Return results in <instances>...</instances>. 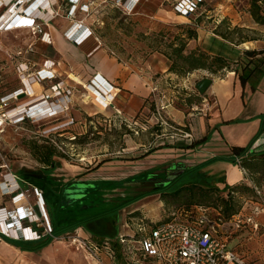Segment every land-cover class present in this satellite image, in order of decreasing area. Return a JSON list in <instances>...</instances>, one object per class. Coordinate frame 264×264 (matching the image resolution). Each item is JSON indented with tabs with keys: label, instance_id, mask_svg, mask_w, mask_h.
<instances>
[{
	"label": "rangeland",
	"instance_id": "374dc122",
	"mask_svg": "<svg viewBox=\"0 0 264 264\" xmlns=\"http://www.w3.org/2000/svg\"><path fill=\"white\" fill-rule=\"evenodd\" d=\"M172 1L174 0H139L134 3V0H129V4H126V0H80L75 2L74 7L67 4L66 0H57L55 5L59 15L50 22L41 23V32H34L30 27L0 31V95L10 93L11 97L14 91L23 87L22 78H30L36 70L48 68L52 62L56 75L52 80H62L72 89L68 109L57 115L38 122L9 117L0 132V151L8 163V168H0V174L7 171L19 174L22 169L41 168L42 163L31 150L34 143L52 145L62 154L53 157L54 167L51 173L63 182L72 179L76 182L93 181L91 186L105 185L104 182L95 181L129 179L140 176L139 173L142 171L153 169H156L154 173L158 180L161 177L158 167L170 169L175 162L170 160L175 157L168 155L173 152L162 151L160 150L162 147H157L167 142L157 144L160 141L156 136L159 127L150 126L154 121L151 120V112L155 108V103L158 106L165 105L163 114L170 123L178 127L180 124H177L174 116L170 118L167 109L175 110L176 113L180 111L202 113L203 93H198L195 83L206 76H222L229 71L228 69L216 74L197 69L184 76H173L171 80L162 78L158 70L153 74V78H157V83L149 86L155 85L156 88L150 90L148 109L136 117V124L129 126L120 123L119 118L118 120L112 118L111 109L99 110L92 102L85 103L83 99L88 93L87 90L75 83L71 76H78L84 83H88L93 76L90 68L94 67V64L85 54L95 45H99V56L116 58L118 61L127 60L139 68L147 59L160 62L157 56L151 54L154 51L165 53L168 50L167 44L177 43L179 38L186 39L187 50H212L214 45L215 48L219 47L223 52L230 53L232 46L228 41L236 43L242 40L241 38L253 35L246 32L249 28L245 26L241 28L242 30L232 26L230 20L236 17V12L223 0H206L199 11L188 17L178 16L172 9ZM216 1H219L218 4L213 5ZM81 3L86 6L80 8ZM259 5L264 13V3L259 2ZM74 22L90 32L88 38L76 45L69 41L64 33ZM188 33H194V36L189 38ZM164 57L169 64L167 57L165 55ZM229 63L231 66L234 64L231 60ZM182 78H185V83H182ZM46 82L43 83L45 87L49 85L50 80ZM41 88L37 83L32 84L33 93H40ZM188 97L192 99L190 104L187 103ZM32 98L25 94L18 95L16 99L11 97L4 108L11 111L16 105L26 104ZM114 101L118 102V99L114 98ZM193 105H196L197 109L192 110ZM68 117L73 118L72 124L65 123ZM146 125L149 127L143 129L142 126ZM187 127L186 123L184 128L188 129ZM73 135L75 137L70 139ZM170 140V144L173 145L183 141L178 137ZM154 147L157 148L149 153L150 156L145 154L137 157ZM172 174L174 175V172ZM149 186L147 182L133 180L123 182L116 188L109 186L108 189L104 186L96 191H88L81 204L90 205L88 213H92L100 210L102 201L99 199H104L105 196L107 198L116 197L118 194L122 197L129 196ZM243 196L255 200L252 191L243 193ZM3 198L4 196H0V206L4 203ZM33 200L34 198L31 201ZM242 201L240 194H237L234 207L237 209ZM215 204L216 199L212 198L206 206L215 207ZM180 205H186L183 197L177 200L167 197L163 200L158 193L144 196L119 211L117 216L119 232L132 234L131 227L124 219L131 211L135 214L142 212L153 219H158L164 217L163 208ZM246 207L247 212L252 210V207L249 208L247 205ZM255 218L258 222L257 231L236 232L238 235L233 234L229 246L241 252L251 264H264V205ZM122 223H125L127 228L122 227ZM64 245L62 246L65 256L75 255L72 253L74 247Z\"/></svg>",
	"mask_w": 264,
	"mask_h": 264
},
{
	"label": "built area",
	"instance_id": "2783aa9c",
	"mask_svg": "<svg viewBox=\"0 0 264 264\" xmlns=\"http://www.w3.org/2000/svg\"><path fill=\"white\" fill-rule=\"evenodd\" d=\"M77 1L80 0H66L67 4L74 7ZM137 1L139 0H134V3ZM201 1L203 0H174L171 2V6L179 15L188 17L197 12ZM56 2L57 0H0V31L30 27L34 32H41V23L50 22L59 15L55 5ZM122 4L125 6V2ZM81 6L86 5L81 3L79 7L81 8ZM13 7L16 15L22 14L24 20L17 22V19L12 18L8 22L7 18H4L8 13L12 14ZM81 29L84 33L78 38L71 37L65 31L66 38L70 39L69 41L75 45L79 44V42L90 36L88 29L85 30L83 27ZM42 33L48 36L47 33ZM52 64L48 68L42 67L36 70L30 78H22L23 87L17 89L18 91H14L11 97L16 99L25 90V95L33 97L27 102L29 104L26 103L29 106L28 108L40 103L46 106H58L56 109L58 111L47 116L43 112V108L39 107L33 113L26 111L24 114V112L17 111L19 105H16L10 111V109L4 108L11 98L10 93L1 94L0 132L9 117L38 122L68 109L72 89L62 80H52L56 77L55 67ZM49 80V85L45 87L43 83H47L46 81ZM26 82L30 84L29 88L26 86ZM34 83L42 87L40 93H33L32 84ZM88 84L96 87L102 94L103 108L111 109L114 107L113 101L116 88L110 81L99 75V73H95L89 79ZM155 88V85H153L150 90L153 91ZM202 102L203 105H209L210 103L207 98H203ZM164 108L165 105L158 106L155 103V108L151 112V120L154 121L150 123L152 124L150 126L159 127V133L156 136L178 137L182 140L193 139L192 132L185 129V125L175 127L166 119L163 114ZM191 108L192 110L197 109V106L193 105ZM114 110L117 114L119 113L118 109ZM20 113L21 115H19ZM130 120L119 118L120 123L123 122L128 126L137 122L135 119ZM73 122L72 117L65 119L66 124H72ZM147 122L152 121L147 120ZM148 127L149 125L142 126L143 129ZM74 137L75 135L70 139ZM0 160V168L7 169L8 163L1 151ZM236 161L238 164L239 160ZM241 169L247 175L246 170ZM252 187L255 200L240 195L243 201L239 210L228 218L222 216L220 207L199 204L163 208L164 217L155 220L148 218L142 212L136 214L130 212L124 219L131 227L132 234L127 235L118 232L112 237L97 242L86 234L81 227L54 235L47 217L42 191L35 186H23L13 172L7 171L0 174V196H10L14 208L3 211L5 210L4 207L0 206V220L7 221V228L9 229V233L1 229L0 234L24 241H36L46 236L60 239L67 246L83 251L90 264H117L114 245L118 246L119 257L123 260V264H251L241 252L229 246V239L240 230L249 229L250 232L255 233L258 229L255 215L262 210L264 205V192L262 188L256 185L252 184ZM33 198L34 200L31 201ZM247 203H251L249 208L252 207V210L248 212L246 211ZM121 226L125 228L126 224L122 223ZM27 229L29 230L28 235L24 232Z\"/></svg>",
	"mask_w": 264,
	"mask_h": 264
},
{
	"label": "crops",
	"instance_id": "0c3cea01",
	"mask_svg": "<svg viewBox=\"0 0 264 264\" xmlns=\"http://www.w3.org/2000/svg\"><path fill=\"white\" fill-rule=\"evenodd\" d=\"M223 1L228 3L236 12V17L233 20L229 19L232 26L240 30L245 26V28H249L246 32L253 34L248 36V38H241L242 40L236 43L228 41L230 46H232L229 54L232 56L236 55L246 48H264V24H259L253 20L249 13V0ZM218 2L216 1L213 5L218 4ZM98 50L93 54H90L91 49L87 50L85 55L94 64V67L90 68L93 74L99 73L116 88L115 98L118 99V102L113 101L114 107L111 108L110 113L111 117L116 118V120L118 118L136 119L148 109L149 86L152 83H157V78H153V74L158 72V70L161 72L162 78L171 80L173 76H176L167 70L168 64L165 57L158 51H154L151 55L157 56L160 62H153L147 59L138 68L135 63L127 60L120 59L121 61H118L116 58L108 59L107 57L99 56L100 52ZM211 78L212 81L202 96L209 99L210 103L209 105H203L202 113L192 114L191 112L184 113L183 111L176 113L175 110L167 109V114L170 118L174 116L177 124H188L187 128L192 132L193 139L201 140L205 136L206 140L191 147H186L189 140H183L176 145L162 147L160 150L173 152L168 155L175 157L170 160V162L175 161L169 167L172 171H180L184 167L203 163L202 170L212 175V177L218 178L214 182L220 189L227 185L250 184L251 181L248 175L238 164L223 160L220 157L229 155L231 152L230 148L233 145H247L259 130L261 123L259 116L264 113V74L256 82L254 88L251 87L249 82L241 85L239 78L232 70L226 71L222 76H213ZM181 80L182 83L186 81L185 78ZM114 109H118L119 113L117 114ZM157 137L160 138L157 144L170 143V139H173L170 136ZM263 141L264 139L260 137L254 144L257 145ZM14 174L23 186H35L24 180L19 174ZM37 188L40 189L39 187ZM261 188L264 192V182L261 184ZM3 199L2 207L5 209L3 211L14 208L10 196H4ZM247 204V206H251V203ZM47 217L49 220L48 214ZM147 217L153 219L150 216ZM116 224L117 230L114 235L119 232V223L117 222ZM243 230L249 231V229ZM84 232L91 236L88 231L84 230ZM233 237L232 235L229 243ZM13 240L27 244L34 243V241H24L22 239ZM63 244L65 243L62 240L51 238L45 246L38 250H22L15 244L4 240L0 234V264H90L83 251L76 248L72 252L76 256H65ZM117 264H123L121 257L117 259Z\"/></svg>",
	"mask_w": 264,
	"mask_h": 264
},
{
	"label": "trees",
	"instance_id": "16d2710c",
	"mask_svg": "<svg viewBox=\"0 0 264 264\" xmlns=\"http://www.w3.org/2000/svg\"><path fill=\"white\" fill-rule=\"evenodd\" d=\"M206 0L200 2L199 9L204 5ZM259 2L264 3V0H249V13L253 20L259 24H264V13L261 10ZM236 31V30H235ZM194 33H188V37L192 38ZM214 40V39H213ZM186 39H178L177 43H168V50L163 53L169 60L168 71L176 76H184L187 73L203 69L210 73H218L221 70H232L239 78L241 85L249 82L254 88L256 82L264 74V48H246L236 55H230L229 51L223 52L219 47L212 45L210 49H186ZM211 48V47H210ZM215 48V49H214ZM233 61L231 66L229 61ZM202 97V96H201ZM191 97H188V104L191 103ZM139 114V112H138ZM143 114V113H141ZM140 114V115H141ZM260 128L257 133L251 138L250 142L245 146L233 145L231 152L227 156L220 157L234 164L239 160V166L244 168L247 172L250 184L239 183L236 185H227L220 189L214 182L218 180L216 177L208 174L202 170L203 163L194 166L184 167L180 171H174L172 174L170 169H160V179L156 180L154 170L142 171L140 176H133L129 179L119 181L101 180L95 181L104 182L105 185L91 186L93 181H85L82 183L69 179L68 181H61L52 175L54 167L53 157L55 155H62L57 152L52 145L32 144L31 150L36 158L42 163V167L38 169H22L19 175L31 184L39 187L42 190L46 212L54 235H59L67 231H72L77 227L83 228L91 234L92 239L97 242L102 241L107 237H112L117 230V216L119 211L129 205L130 203L150 194L158 193L160 198L166 200L170 197L177 200L184 198L185 206L194 204L206 205L210 199H216L215 207H220L222 216L228 218L236 213L237 209L234 207L235 197L245 192L252 191L254 195L253 185L261 186L264 182V141L255 145L254 142L262 137L264 139V113L260 116ZM206 140L204 136L201 140L191 139L186 144V147H191ZM188 141V140H187ZM161 144V143H159ZM173 146L170 143H164L157 147ZM157 147L145 151L142 155L149 154ZM133 157V158H137ZM147 182L150 186L134 193L133 195H125L122 197L118 194L116 197L106 196L100 204L101 208L98 211L88 213L90 205L81 204V200L86 196L87 192L96 191L104 186L110 188L119 187L123 182L128 181ZM110 186V188H109ZM112 191V190H110ZM224 192V194H222ZM183 206V205H180ZM209 206V205H207ZM212 206V205H211ZM59 214V215H58ZM2 235V234H1ZM2 238L10 243L15 244L22 250H38L45 246L50 236L34 241V243H22L14 241L13 239L2 235ZM117 259L119 258V249L114 245Z\"/></svg>",
	"mask_w": 264,
	"mask_h": 264
},
{
	"label": "bare ground",
	"instance_id": "6f19581e",
	"mask_svg": "<svg viewBox=\"0 0 264 264\" xmlns=\"http://www.w3.org/2000/svg\"><path fill=\"white\" fill-rule=\"evenodd\" d=\"M7 1V0H6ZM129 3V0L126 1V4ZM38 5V4H37ZM40 9H42L40 7V5H38ZM12 10H14L11 13H8L4 18H7L8 22L13 19H17V22H20L22 20H24L25 18L22 16V14H19L18 16L16 15V12H15V9L14 7L12 8ZM181 17V16H180ZM67 33L68 35H70L71 37H74V38H78L80 37L81 35H83L84 31L83 29H81L79 27V24H77L76 22H74L70 27L69 29L67 30ZM98 45V44H97ZM97 49H99V45L98 46H94L91 51H90V54H93L97 51ZM72 79L74 80L75 83L77 84H80L81 86H83L86 90H87V94L86 96L84 97L83 101L85 103H88V102H92L95 107H97V109L99 110H105V108H103V98H102V94L98 91V89L88 83H84L78 76H75V75H72L71 76ZM99 85V83H97ZM26 86L29 88L30 84L26 82ZM23 94L26 93L25 90H23L22 92ZM64 100V99H63ZM61 100V101H63ZM29 104V103H27ZM27 104H23L21 105L17 111H20V112H26V111H29V112H34L36 108H43V112L46 113V115H50V113H54L55 111H58L56 110L58 108V106H46V105H42L40 103H37L35 105H32L30 106V108H28L29 106ZM16 111V110H15ZM14 112V111H13ZM3 217V215L1 216V218ZM7 221H4L3 219L0 220V230L2 229V231H8L9 233V229L7 228ZM27 235L29 234V230H25L24 231Z\"/></svg>",
	"mask_w": 264,
	"mask_h": 264
},
{
	"label": "water",
	"instance_id": "95a60500",
	"mask_svg": "<svg viewBox=\"0 0 264 264\" xmlns=\"http://www.w3.org/2000/svg\"><path fill=\"white\" fill-rule=\"evenodd\" d=\"M212 81V78L211 77H204L200 80H198L196 83H195V88L196 90L198 91V93L202 94L206 91L207 87L210 85ZM171 175L168 176V178H170Z\"/></svg>",
	"mask_w": 264,
	"mask_h": 264
},
{
	"label": "flooded vegetation",
	"instance_id": "af4514ba",
	"mask_svg": "<svg viewBox=\"0 0 264 264\" xmlns=\"http://www.w3.org/2000/svg\"><path fill=\"white\" fill-rule=\"evenodd\" d=\"M172 172H174V171H172ZM173 175V174H172ZM169 176V175H168ZM79 183H82V182H79Z\"/></svg>",
	"mask_w": 264,
	"mask_h": 264
}]
</instances>
